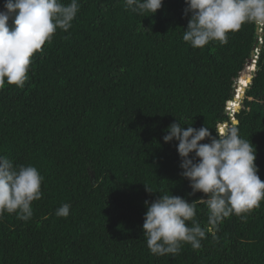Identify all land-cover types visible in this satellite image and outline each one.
<instances>
[{"label": "trees", "instance_id": "obj_1", "mask_svg": "<svg viewBox=\"0 0 264 264\" xmlns=\"http://www.w3.org/2000/svg\"><path fill=\"white\" fill-rule=\"evenodd\" d=\"M79 3L72 27L57 29L32 58L24 87L0 88V156L44 178L28 221L0 218V264H264V201L246 220L225 218L198 250L183 244L157 256L143 234L145 201L207 199L189 195L178 141L163 140L174 122L208 126L213 136L236 125L256 146L264 181V26L261 41L249 23L227 44L200 49L182 39L185 0H164L153 15L131 12L124 0ZM241 79L239 95L250 84L233 115ZM65 203L70 214L57 216ZM207 218L197 203L202 227Z\"/></svg>", "mask_w": 264, "mask_h": 264}, {"label": "clouds", "instance_id": "obj_2", "mask_svg": "<svg viewBox=\"0 0 264 264\" xmlns=\"http://www.w3.org/2000/svg\"><path fill=\"white\" fill-rule=\"evenodd\" d=\"M163 2L124 0L126 8L138 15L155 14ZM185 3L184 15L187 18L190 14V19L182 39L193 48L202 49L214 41L227 44L230 32L239 31L249 23L258 25L261 41L264 0H185ZM79 11V0H70L67 4L62 0H5L0 10V88L5 84L23 88L29 79L34 55L46 43H51L57 29L67 32ZM258 57L255 47L250 72L256 71ZM243 83L242 79L238 82L234 102L229 107L233 115L238 112L237 107L250 84L239 95L237 91ZM235 101H239L237 106ZM181 125V122L172 123L163 140L178 141L182 176L190 181L192 188L189 195L202 192L207 199L201 197L190 203L182 197L163 194L153 202L145 201L143 234L150 252L157 256H174L183 244L200 249L201 241L208 234L216 238L215 233L225 218L236 215L246 220L264 201V181L258 175L256 146L241 138L236 125L215 128L216 136L208 126L197 129L191 124L185 129ZM206 139L210 142L201 143ZM43 179L37 167L14 164L0 156V218L5 213H14L18 219L28 221L33 215V201L42 198ZM146 190L155 192L147 185ZM197 203L208 210L203 227L196 219ZM70 207L65 203L55 214L67 217Z\"/></svg>", "mask_w": 264, "mask_h": 264}, {"label": "water", "instance_id": "obj_3", "mask_svg": "<svg viewBox=\"0 0 264 264\" xmlns=\"http://www.w3.org/2000/svg\"><path fill=\"white\" fill-rule=\"evenodd\" d=\"M259 32H260V31H259ZM259 48L261 49V46H259ZM236 87H238V85H237Z\"/></svg>", "mask_w": 264, "mask_h": 264}]
</instances>
